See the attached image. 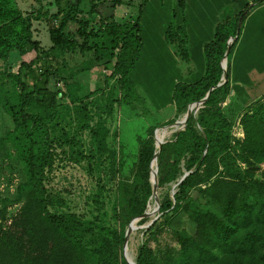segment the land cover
<instances>
[{
	"label": "trees",
	"instance_id": "trees-1",
	"mask_svg": "<svg viewBox=\"0 0 264 264\" xmlns=\"http://www.w3.org/2000/svg\"><path fill=\"white\" fill-rule=\"evenodd\" d=\"M262 1L246 0L241 11L221 18L211 36L202 42L199 61L190 58L187 47L181 17L184 0H178L176 24L164 28L162 38L170 53H182L186 63L197 69V75L171 78L162 91L155 90L150 105L156 111L167 106L174 109L175 116L165 122L169 125L190 103L206 92L208 95L194 113L190 112L183 127L158 149L156 185L162 188L175 184V192L172 199L165 196L160 202L159 220L154 219L145 231L136 249L135 264H264V178L255 176L262 164L264 177V93L255 99L237 97L236 108L224 105L238 85L232 74V59L242 19L253 4ZM120 3L49 0L52 12L39 7L24 14L17 0H0V106L12 121L9 137L28 174L16 186L18 193H26V199L14 228L0 235L1 264H36L46 253L53 254L55 264H128L121 253L125 228L145 211L152 195L149 163L156 149L151 127L146 129V137L137 138L129 183L118 187L121 213L115 229L80 219L72 212L51 211L61 200L46 191L41 175L42 169L52 163L53 145L65 142L52 135L63 117L59 102L67 98L77 110L80 126H87L84 123L89 117L81 100L91 92L80 96L84 83L77 75L111 64L107 77H115L123 93L119 103L130 105L139 97L131 73L142 45L138 18L143 0L133 7L138 14L128 20L115 18ZM131 7L129 4L133 11ZM33 20L44 21L50 42L47 48L34 37ZM232 37L225 81L215 86L221 80L220 61L226 42ZM13 51L19 56L15 72L6 65ZM68 53H90V57L69 65L65 58ZM7 80L10 88L5 87ZM58 81L63 90L55 89L54 82ZM102 132L92 131L98 143ZM77 154L82 156L81 151ZM184 172L188 173L181 178ZM199 193L203 208L196 203ZM180 213L191 221L193 230L171 229L177 247L161 248L158 232L169 229L172 218ZM47 234L53 241L42 246ZM150 240L155 247L150 246Z\"/></svg>",
	"mask_w": 264,
	"mask_h": 264
},
{
	"label": "rangeland",
	"instance_id": "rangeland-1",
	"mask_svg": "<svg viewBox=\"0 0 264 264\" xmlns=\"http://www.w3.org/2000/svg\"><path fill=\"white\" fill-rule=\"evenodd\" d=\"M120 1L121 3L115 9L116 19L128 20L129 17L138 14L133 7H136L140 0ZM259 3L253 4L250 9L257 8ZM17 4L24 14L39 7L42 10L48 9L49 12L54 10V7L49 4V0H42L41 3H37L35 0H17ZM129 4L133 11L129 10ZM225 5L221 7V18L232 12V4ZM139 14V35L142 45L131 73V79L135 83L134 89L139 97L132 100L130 105L119 103L118 99L123 93L117 87L116 78L107 77L111 70V64H107L105 67L101 65L94 67L86 75H77L84 83L80 96L91 92L88 97L81 100V103L86 105L89 117L84 123L87 126H80L74 104H70L67 98L62 99L59 105L63 111V117L54 128L52 135L59 140H65V142H62L61 145L53 143L52 163L49 167H44L41 172L42 184L46 191L61 200L59 204L50 208L51 211L72 212L80 219L94 221L109 229L117 227L119 213H121V209L117 205L118 187L129 183V177H131L129 171L133 168L132 164L137 154V138L146 137V129L151 127L155 145V133L166 126V121L175 116L172 107L167 106L163 111L154 110L149 99L153 96L156 97L155 90L162 91V87L171 78H182L186 75L184 55L170 53L162 38L165 26L169 23L176 24L178 20L180 14L178 0H143ZM82 17L93 20V17L89 15ZM181 17L187 22L184 11ZM184 25L187 26V23ZM243 27L244 20L241 22L239 39L236 44L242 37ZM32 29L34 37L40 41L41 46L47 48L50 42L44 21L33 20ZM184 29L187 32V27ZM233 54L235 55L234 51ZM89 57L90 53H86L84 56L68 53L65 56L69 65H76ZM18 62V54L15 51L11 52L6 63L9 71L15 72ZM256 62L264 63V59ZM2 65L0 62V67ZM190 70L193 71L192 68ZM251 73H257V71L252 70ZM260 74H264V72ZM52 83L51 80L50 87H52ZM54 85L55 89L63 90L60 81L54 82ZM259 85L258 87L264 88V81L262 80ZM5 87L10 88V81H5ZM162 101L160 98L157 99L158 103ZM11 128L12 121L0 106V235L5 231L13 230V222L26 199L25 192L18 193L16 190V186L23 182L28 174L25 162L18 155L16 146L9 137ZM103 130L104 132H102ZM92 131L102 132L101 143L97 142ZM174 132L166 136L164 140L170 139ZM78 151H81L82 156L77 154ZM262 168L263 165L260 164L255 171L256 178H264L261 173ZM154 191L156 195L153 200L151 195L144 212L148 211V206L151 211L149 210V214L145 215L143 212L136 219L135 229L131 231L125 242L129 258L132 261H134L137 246L146 236L147 232L145 231L154 219L159 220L160 202L165 196L172 199L175 184H169L162 188L157 187L155 176ZM196 203L201 208L205 204L200 193L196 196ZM171 229H185L191 232L193 224L183 213L174 216L170 222V228H163L158 232L157 239L161 248L165 245L171 250L177 247ZM52 238L50 234H47L42 239V246L50 245L53 241ZM149 244L155 247L153 240H150ZM39 259L36 264H55L52 253H46ZM1 262L0 258V264Z\"/></svg>",
	"mask_w": 264,
	"mask_h": 264
},
{
	"label": "crops",
	"instance_id": "crops-1",
	"mask_svg": "<svg viewBox=\"0 0 264 264\" xmlns=\"http://www.w3.org/2000/svg\"><path fill=\"white\" fill-rule=\"evenodd\" d=\"M245 2L246 0H184L187 47L192 60L199 61L202 42L211 36L215 24L221 20V7L232 4V12L229 14H235L244 8ZM243 20L242 37L235 46L232 59V74L238 85H234L235 91L227 97L224 104L235 108L237 97L239 100L244 96L255 99L264 93V88L258 87L264 81V74H260L264 72V63L256 62L264 59V0L257 8L250 9ZM185 65V76L197 75L194 65L189 62ZM191 68L195 71L190 70ZM252 70L257 73H251Z\"/></svg>",
	"mask_w": 264,
	"mask_h": 264
},
{
	"label": "bare ground",
	"instance_id": "bare-ground-1",
	"mask_svg": "<svg viewBox=\"0 0 264 264\" xmlns=\"http://www.w3.org/2000/svg\"><path fill=\"white\" fill-rule=\"evenodd\" d=\"M193 110V106H191V107H188L186 110H185V112H183L181 115H179V117L173 122V123H171V124H169V125H166V126H163L161 129H160V131L158 130L156 133H155V131H154V133H155V149H156V151H157V149H159V145L161 144V142L164 140V138L166 137V136H168L169 134H171L172 132H174V131H177L178 129H180L183 125H184V123H185V119H186V116L188 115V114H190V112ZM198 111V110H197ZM189 116V115H188ZM171 125V126H170ZM169 126V127H168ZM156 130V129H155ZM158 133V134H157ZM156 134H157V137H156ZM155 151V152H156ZM157 156V155H156ZM156 156H154V158H152V161H151V164H150V166H151V170H153L154 169V167H155V165H156ZM152 162H153V165H152ZM156 195V193H155V191L152 193V196H153V198H152V200L154 199V196ZM152 200H151V202H152ZM154 202V201H153ZM149 210L151 211V209H150V206H148V211L146 210V213L147 214H149ZM135 223H137L136 222V219L135 220H133L132 222H131V224H130V226H129V228H128V233L126 234V241H127V238H128V236H129V234L131 233V231H133L134 229H135ZM125 255H126V257L129 259V260H131L130 258H129V254H128V248H127V243H126V245H125Z\"/></svg>",
	"mask_w": 264,
	"mask_h": 264
},
{
	"label": "water",
	"instance_id": "water-1",
	"mask_svg": "<svg viewBox=\"0 0 264 264\" xmlns=\"http://www.w3.org/2000/svg\"><path fill=\"white\" fill-rule=\"evenodd\" d=\"M233 38H234V37H232L231 39H229V40L226 42V43H227V47H226V50H225V52H224V54H223V57H222V59H221V61H220V66H221V68H222V74H221V78H220L221 80H220V82H218L215 86H219V85H221V84L225 81L226 54H227V51H228V46H229V44H230V41H232ZM207 95H208V92H206V94L204 95V97H202L200 100H198V101H196V102H192V103H190L187 107H191V106H193V113H194V112L196 111V109L198 108V106L200 105V103H202V102L205 100V98L207 97ZM188 115H189V114H188ZM188 115L186 116V119H187ZM186 119H185V120H186ZM182 127H183V126H182ZM182 127H181V128H182ZM181 128H180V129H181ZM163 142H164V140L161 142V144H162ZM161 144H160V145H161ZM160 145H159V147H160ZM157 154H158V149H157L156 152H154L152 158H154V156H156ZM151 160H152V159H151ZM150 164H151V161H150V163H149V168H150L149 179L151 180V183H152V192H151V193H153V192H154V189H155L156 165H155L154 169L151 170V166H150ZM187 173H188V172H184L183 175L181 176V178L184 177ZM181 178H180L179 180H181ZM143 214L145 215L146 213L144 212ZM135 219H137V218H133L132 220H130V222L127 224V226H126V228H125V231H124V240H123V246H122V251H121V253H122V256H123L124 260H125L128 264H135L134 261L129 260V259L125 256V251H124V245H125V242H126V234L128 233V228H129L131 222H132L133 220H135Z\"/></svg>",
	"mask_w": 264,
	"mask_h": 264
},
{
	"label": "built area",
	"instance_id": "built-area-1",
	"mask_svg": "<svg viewBox=\"0 0 264 264\" xmlns=\"http://www.w3.org/2000/svg\"><path fill=\"white\" fill-rule=\"evenodd\" d=\"M249 1H252V0H249ZM240 134V133H239Z\"/></svg>",
	"mask_w": 264,
	"mask_h": 264
}]
</instances>
